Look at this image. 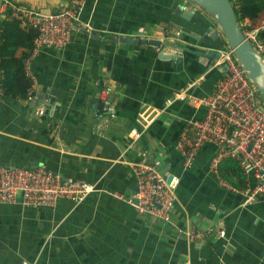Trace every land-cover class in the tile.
Here are the masks:
<instances>
[{"label": "crops", "instance_id": "crops-1", "mask_svg": "<svg viewBox=\"0 0 264 264\" xmlns=\"http://www.w3.org/2000/svg\"><path fill=\"white\" fill-rule=\"evenodd\" d=\"M12 1L41 12L68 6V0ZM184 2L87 0L81 25L90 31H75L65 50L31 55L35 95L28 100L3 96L0 69V165L45 166L95 186L80 204L0 205V264H264V195L245 204L244 194L221 185L210 168L214 145H205L188 169L176 147L184 121L202 119L206 108L168 102L195 80L191 93L208 96L222 74L194 53L215 22L192 4L186 19L179 11ZM9 19L0 13V45ZM251 21L264 27V16ZM165 31L182 34L176 44H164L165 54L178 59L162 58L152 46L112 41H163ZM105 88L110 92L102 102ZM133 130L141 134L135 143ZM134 163L180 179L170 224L140 215L130 203ZM258 183L252 174L247 188Z\"/></svg>", "mask_w": 264, "mask_h": 264}, {"label": "built area", "instance_id": "built-area-1", "mask_svg": "<svg viewBox=\"0 0 264 264\" xmlns=\"http://www.w3.org/2000/svg\"><path fill=\"white\" fill-rule=\"evenodd\" d=\"M86 2L68 0V6L60 12H41L12 0H0V13L7 14L10 19H19L38 31L32 52L35 55L43 48L65 50L75 31H90L88 24L81 25ZM238 23L243 35L264 58V39L261 37L264 27H254L248 18L238 19ZM164 34V44H176L182 39L180 32L165 31ZM28 62L26 72L29 76ZM224 66L227 72L221 74L208 96L198 98L191 93L200 82L195 80L183 91L176 92L167 107L176 101L189 100L206 108L202 119H190L183 123L176 147L184 158V167L188 169L194 164L205 145H214L216 152L210 166L212 172L219 177L221 185L244 194L245 204H250L264 195V99L228 46L220 51V58L214 64L216 69ZM109 92V88L103 89L100 95L102 102H106ZM108 111L113 109L109 107ZM38 113L43 115L44 111L41 109ZM140 136L138 130H133L130 133L131 142L135 143ZM227 159L238 163L247 180L254 174L259 183L254 188L240 191L223 180L219 165ZM132 168L137 192L128 197L130 203L140 215L149 216L163 225L170 224L180 179L173 177L168 183V177L163 172L144 163H134ZM94 191V185L63 178L45 166L27 169L0 165V205L19 203L24 207L56 208L63 199L80 204ZM220 235L225 233L222 231ZM189 237L199 236L190 234Z\"/></svg>", "mask_w": 264, "mask_h": 264}, {"label": "trees", "instance_id": "trees-1", "mask_svg": "<svg viewBox=\"0 0 264 264\" xmlns=\"http://www.w3.org/2000/svg\"><path fill=\"white\" fill-rule=\"evenodd\" d=\"M237 18H249L257 21L264 16V0H231ZM38 31L23 24L19 19L7 20L2 26L0 45V69L3 72L1 83L2 94L5 98L28 100L35 95L33 82L26 72V63L30 59L34 40ZM264 39V30L261 34ZM221 178L238 190L247 188V178L233 159H227L219 165Z\"/></svg>", "mask_w": 264, "mask_h": 264}, {"label": "water", "instance_id": "water-1", "mask_svg": "<svg viewBox=\"0 0 264 264\" xmlns=\"http://www.w3.org/2000/svg\"><path fill=\"white\" fill-rule=\"evenodd\" d=\"M189 4L196 6L200 11H204L216 24L215 27H209L198 39L199 46L194 53L207 59L210 64L214 65L220 58V51L228 46L234 51L238 61L246 70L249 78L264 99V58L243 35L232 1L186 0L179 8V11L182 9L183 16L186 19L193 15V12L185 10ZM112 41L122 44L152 46L162 50V58L178 59L177 55H166L164 51L167 45H164L162 41L157 39L115 38ZM220 72H227V67L220 68ZM172 178V176L167 178L168 183L171 182ZM132 196L130 195L129 197Z\"/></svg>", "mask_w": 264, "mask_h": 264}, {"label": "rangeland", "instance_id": "rangeland-1", "mask_svg": "<svg viewBox=\"0 0 264 264\" xmlns=\"http://www.w3.org/2000/svg\"><path fill=\"white\" fill-rule=\"evenodd\" d=\"M263 98V97H262Z\"/></svg>", "mask_w": 264, "mask_h": 264}]
</instances>
